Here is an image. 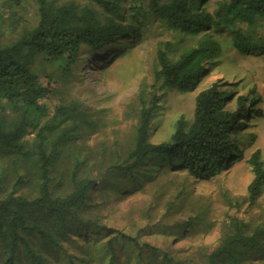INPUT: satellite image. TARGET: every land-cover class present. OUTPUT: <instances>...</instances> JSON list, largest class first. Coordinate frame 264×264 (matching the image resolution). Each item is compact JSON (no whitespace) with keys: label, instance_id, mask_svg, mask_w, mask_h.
<instances>
[{"label":"rangeland","instance_id":"rangeland-1","mask_svg":"<svg viewBox=\"0 0 264 264\" xmlns=\"http://www.w3.org/2000/svg\"><path fill=\"white\" fill-rule=\"evenodd\" d=\"M149 1L120 0L122 17L113 19L123 24L132 23V7L135 6L142 22L139 34H127L125 38L122 34H115L114 40L95 51L84 47L74 64L65 60L50 62L40 53L33 54L32 69L50 88L48 96L41 99L47 112L42 119H48L60 103H79L91 121V124L76 126L70 138L61 143L51 167L52 184L62 193L71 189L70 178L75 164L79 165V177L86 176L95 181L83 219L93 218L108 229L81 235L71 233L61 238L69 253L76 251L71 248V241L75 239L88 257H94L92 261L86 259L85 264L106 263L111 251L123 264H138V249L135 251L119 236L112 246H106L111 231L136 234L140 242L146 241L155 247L156 252L148 254L153 264H166L162 259L163 252L180 258L211 251L225 234L232 232L235 221L242 222L248 234L264 225V186L257 199L251 202L248 185L253 172L247 162L255 149H259L264 160V116L244 120L246 124L235 133L242 157L209 180L195 179L186 171L167 169L155 164V159L145 165L152 176L140 171L135 181L128 174L112 171L110 165L122 161L131 148L140 106L136 94L140 88L146 93L154 89V70L158 66L156 51L165 41L173 45L172 59L186 48L196 46L208 34L218 43L219 49L205 63L208 73L193 90L168 89L165 92L151 118V142L167 140L180 117L191 121L195 95L215 81L221 84L220 89L231 92L228 108L235 110L240 103L239 97L245 98V106L251 98L258 97L260 100L253 107L264 113V53H240L232 44L233 36L228 27L211 28L197 35L171 29L164 20L150 12ZM216 1L206 0L203 7L212 11ZM57 2H73L78 9L92 8L102 21L111 17L90 0ZM38 18L36 0H21L20 3L0 0V45L13 42L23 28L36 25ZM254 34L256 40H264V19ZM6 109L9 111L10 108ZM34 135L35 130L29 129L21 139L28 150L32 147ZM29 167L27 161L13 153L0 158V195L11 189L17 173H23L28 181L18 192L35 196L37 182L30 178ZM181 227H185L186 234L177 237ZM34 243L39 245L37 239ZM141 248L143 253L149 251L145 245ZM39 249L46 248L39 246ZM101 251H105L104 255ZM46 255L50 264H67L66 257L59 252ZM18 256L19 264H29L23 254L19 252ZM248 260L253 264L262 263L264 250L252 251Z\"/></svg>","mask_w":264,"mask_h":264},{"label":"trees","instance_id":"trees-1","mask_svg":"<svg viewBox=\"0 0 264 264\" xmlns=\"http://www.w3.org/2000/svg\"><path fill=\"white\" fill-rule=\"evenodd\" d=\"M14 1L20 3L21 0ZM90 1L111 17L102 21L94 9H78L73 2L36 0L39 16L36 25L23 28L10 44L0 45V158L12 153L18 155L29 163L30 178L37 182L35 196L21 194L18 190L28 179L25 174L17 173L11 189L0 195V264H19V252L29 264H50L46 254L58 252L66 257L67 264H85L86 259L92 261L94 257H88L75 239L71 241V248L77 252L69 253L61 238L71 233L81 235L108 229L93 218L83 219L95 181L86 176L79 177L78 164L71 173L70 191L62 193L52 184L51 167L59 146L70 138L76 126L91 124V121L79 103H60L54 107L51 116L43 120L47 112L41 99L48 96L50 88L40 81L31 67L34 53L42 54L46 61L65 60L71 65L78 61L84 47L95 51L114 40L115 34H122V38L127 34H139L142 22L135 6L132 7V23L123 24L113 19L122 17L120 0ZM205 1L150 0L148 9L164 20L167 27L192 35L211 28L228 27L233 36L232 44L240 53H264V40H256L254 34L264 19V0H217L212 11L203 7ZM218 49V43L208 34L196 46L186 48L172 59V43L163 42L156 51L158 66L154 70V89L146 93L140 88L136 94L140 106L131 148L122 161L110 165L112 171L128 174L135 181L140 171L152 176L145 165L155 159V164L167 169L186 171L195 179L209 180L242 157L235 133L242 129L248 117L264 116L261 109L253 107L260 99L251 98L245 106V98L239 97V105L232 110L227 107L232 99L231 92L220 89L218 81L195 95L191 121L180 117L167 140H149L151 118L165 92L168 89L193 90L208 73L205 63L217 54ZM29 129L35 130L30 150L21 140ZM247 162L253 172L248 185L249 200L253 202L264 186V160L259 149L250 154ZM184 234L185 227H181L177 237ZM117 236L131 244L135 251L138 249V264H153L148 254L153 255L155 247L146 241L140 242L136 234L111 231L106 246H112ZM143 245L148 252L143 253ZM39 246L46 249H39ZM254 250H264V225L248 234L245 225L235 221L232 232L225 234L211 251L180 258L163 252L162 259L166 264H253L248 258ZM113 253L109 252L108 261L102 264H123Z\"/></svg>","mask_w":264,"mask_h":264}]
</instances>
